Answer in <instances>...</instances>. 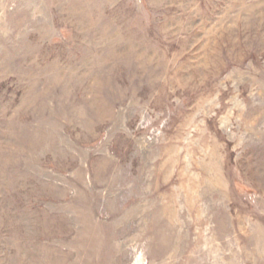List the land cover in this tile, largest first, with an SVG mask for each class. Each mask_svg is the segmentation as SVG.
Instances as JSON below:
<instances>
[{"label":"rangeland","instance_id":"obj_1","mask_svg":"<svg viewBox=\"0 0 264 264\" xmlns=\"http://www.w3.org/2000/svg\"><path fill=\"white\" fill-rule=\"evenodd\" d=\"M0 264H264V0H0Z\"/></svg>","mask_w":264,"mask_h":264}]
</instances>
